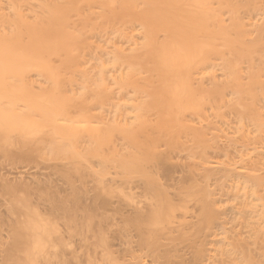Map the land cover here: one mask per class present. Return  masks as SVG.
Segmentation results:
<instances>
[{
	"label": "bare ground",
	"instance_id": "bare-ground-1",
	"mask_svg": "<svg viewBox=\"0 0 264 264\" xmlns=\"http://www.w3.org/2000/svg\"><path fill=\"white\" fill-rule=\"evenodd\" d=\"M0 264H264V0H0Z\"/></svg>",
	"mask_w": 264,
	"mask_h": 264
}]
</instances>
